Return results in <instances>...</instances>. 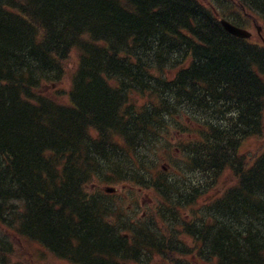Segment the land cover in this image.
<instances>
[{
    "label": "trees",
    "instance_id": "obj_1",
    "mask_svg": "<svg viewBox=\"0 0 264 264\" xmlns=\"http://www.w3.org/2000/svg\"><path fill=\"white\" fill-rule=\"evenodd\" d=\"M208 2L0 0V224L25 248L70 264H264V244L248 246L264 210L249 224L227 218L264 202V46L220 22L264 26V0ZM163 47L174 56L164 65L138 53ZM105 98L135 126L101 108ZM166 162L174 170L155 174ZM105 174L148 178L167 195L180 186L188 199L173 213L186 207L187 218L121 230L89 189ZM23 257L0 238V264H40Z\"/></svg>",
    "mask_w": 264,
    "mask_h": 264
},
{
    "label": "bare ground",
    "instance_id": "obj_2",
    "mask_svg": "<svg viewBox=\"0 0 264 264\" xmlns=\"http://www.w3.org/2000/svg\"><path fill=\"white\" fill-rule=\"evenodd\" d=\"M226 32L229 35H231V36H233V37H235L237 39L242 40L241 37L235 36L233 34H230L227 30H226ZM138 53H139L140 57L142 58L143 62L148 63L150 65H164V64H167L174 57L173 55H171L172 49H170L169 47H163L155 54H151L147 50H139ZM129 72H128L127 75H129ZM134 76L138 77V76H141V74H140V72H135L134 74H132V77H134ZM122 80H123V78H122ZM42 95H44L45 97H48V98L55 99V100H61L59 105L66 104L65 103L66 100L64 99L65 94H62V95H58L57 94L56 95V94H53L49 90H45L42 93ZM104 101L105 102H103V104H100L101 108L106 110L109 114L113 115L116 119L120 120V122H126L129 127H134L135 126V124L133 122H131V121L127 122L126 121V116H128L130 114V111H128V107L126 105H123V104L120 105L121 113H122V115H121V114L118 113V111H119V103L115 99H113V98H105ZM122 102H124V97L122 98ZM14 106L15 105L11 106V109L15 112L16 115H20V119H24L26 115L20 114L17 111H15L14 110ZM21 112H26V111H24V108H22ZM93 149L96 150V149H98V147L93 146ZM180 188H181L180 186H175L174 187V199L176 200V203H177V201L178 202L182 201L183 203H185L183 200L184 199H188V198L186 197L184 192L179 194L181 189H182V188L181 189ZM195 196L199 197L198 194H195ZM257 203H259V204L246 202V204H244L245 210H244V212H242L240 214V218L236 219L234 216H231V217L227 216V218L228 219L230 218L233 221L232 224H249V223H247V222H249L248 218H250L249 214L254 213L256 211L259 214H262V212L264 210V202L262 200H259ZM164 213H167V210H164ZM147 220H148L147 222H149V223L151 222V223L157 224L159 222H164L166 219L165 218H158L156 220L154 218H148ZM261 220H263L262 216H261ZM221 221H222V223H219V224H227V223H225V220H221ZM226 227L229 230V232L233 231L232 232L233 235H235L237 233V231H239V229H241L239 225H237L234 229H231L230 225H226ZM230 229H231V231H230ZM237 235H238V233H237ZM262 237H264V231L261 232V233L252 235L249 238V241H248L249 248H251V249H254V248L260 249L261 246L264 244V241L260 242V239ZM116 254L118 255V252H116V251L113 252V254H112V256L110 258L113 260L117 256Z\"/></svg>",
    "mask_w": 264,
    "mask_h": 264
},
{
    "label": "rangeland",
    "instance_id": "obj_3",
    "mask_svg": "<svg viewBox=\"0 0 264 264\" xmlns=\"http://www.w3.org/2000/svg\"><path fill=\"white\" fill-rule=\"evenodd\" d=\"M202 1H207V0H202ZM249 23V22H248ZM250 24V23H249ZM248 30L252 31L254 34V39L253 41H258V37L256 34V30L253 28V26L248 25L247 27ZM258 146H253L251 149V152H255ZM173 150V149H172ZM169 157L167 154H164V159H168ZM166 166V163H162L160 167ZM114 178V176L112 175ZM185 177V176H184ZM117 190L116 193L112 194V200L114 203L118 205V214L122 215V220L124 219H131L133 223L135 224V219H133L134 212H131L130 209L132 208L133 210L136 209V204L135 200L138 202V206L141 204H146L148 205H154L156 202V196L153 193L145 194L143 193L142 195H139L138 192H130V191H123L121 193L120 186H113ZM95 190H99L100 187L97 184V187H94ZM105 187L101 188V191L105 194ZM145 207V206H143ZM142 215V214H141ZM140 215V217H141ZM182 218L185 217L184 215L181 216ZM139 218V214H138ZM148 221V220H147ZM151 223V222H150ZM12 228L4 227L2 224H0V238L5 237L6 239L12 240V242L17 246V252L19 256H24L25 260L28 259V261H32L34 259L33 254L39 252L40 254H43V260L40 261V264H68L65 261L59 260L52 256L50 253L45 251L44 249L40 248H35V247H28L25 248L23 246L22 241L20 240L19 237L15 236L13 232L11 231ZM43 251V252H42ZM23 257V259H24Z\"/></svg>",
    "mask_w": 264,
    "mask_h": 264
},
{
    "label": "water",
    "instance_id": "obj_4",
    "mask_svg": "<svg viewBox=\"0 0 264 264\" xmlns=\"http://www.w3.org/2000/svg\"><path fill=\"white\" fill-rule=\"evenodd\" d=\"M221 23L230 34H233L235 36H239L243 39H248L251 37V34L249 32L233 26L232 24H230L226 20H222ZM259 31H260V29H259Z\"/></svg>",
    "mask_w": 264,
    "mask_h": 264
}]
</instances>
